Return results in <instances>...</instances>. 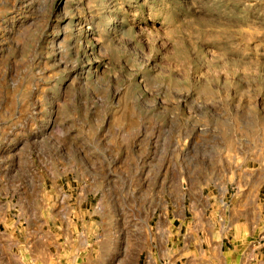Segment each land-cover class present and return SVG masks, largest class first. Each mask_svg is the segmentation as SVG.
<instances>
[{
	"label": "rangeland",
	"instance_id": "rangeland-1",
	"mask_svg": "<svg viewBox=\"0 0 264 264\" xmlns=\"http://www.w3.org/2000/svg\"><path fill=\"white\" fill-rule=\"evenodd\" d=\"M0 264H264V0H0Z\"/></svg>",
	"mask_w": 264,
	"mask_h": 264
},
{
	"label": "bare ground",
	"instance_id": "bare-ground-1",
	"mask_svg": "<svg viewBox=\"0 0 264 264\" xmlns=\"http://www.w3.org/2000/svg\"><path fill=\"white\" fill-rule=\"evenodd\" d=\"M18 4V3H17ZM79 21V20H78ZM77 25V24H76ZM84 26V25H83ZM88 29V28H87ZM90 29V28H89ZM91 68V67H90Z\"/></svg>",
	"mask_w": 264,
	"mask_h": 264
}]
</instances>
